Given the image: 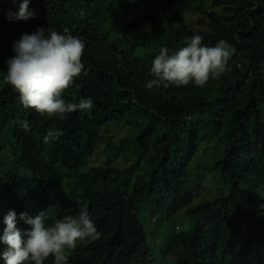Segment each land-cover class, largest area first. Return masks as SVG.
Segmentation results:
<instances>
[{
  "label": "trees",
  "instance_id": "trees-1",
  "mask_svg": "<svg viewBox=\"0 0 264 264\" xmlns=\"http://www.w3.org/2000/svg\"><path fill=\"white\" fill-rule=\"evenodd\" d=\"M21 2L0 0V232L10 210L31 215L33 204L47 210L51 225L87 205L101 238L67 251V264H164L167 257L264 264V0H30L35 18L10 20ZM185 14L203 20L192 28ZM142 24L150 30L127 38ZM37 28H67L84 41L87 75L61 98L78 103L90 97L91 110L48 119L21 105L6 82V61L15 54L14 42ZM195 35L202 46L224 40L234 48L222 76L203 88L148 89L160 50L172 54ZM111 123L136 130L132 149L121 141L109 147L115 156L104 166L87 168L102 128ZM53 129L63 134L46 142ZM216 139L224 147L212 169L221 172L228 193L191 208L197 195L187 169L200 146ZM121 155L129 163L124 169L111 165ZM142 210L153 230L181 211L193 229L171 234L159 258L147 243Z\"/></svg>",
  "mask_w": 264,
  "mask_h": 264
},
{
  "label": "clouds",
  "instance_id": "clouds-1",
  "mask_svg": "<svg viewBox=\"0 0 264 264\" xmlns=\"http://www.w3.org/2000/svg\"><path fill=\"white\" fill-rule=\"evenodd\" d=\"M15 3V0H12ZM30 0H22L17 13L9 12L10 20L33 19L29 10ZM85 44L82 38L74 36L65 28L57 32L52 28H37L31 34H22L13 44L14 56L6 61V82L19 96L23 108L32 109L42 117L64 119L67 114L93 108L89 98L78 103L65 102L61 96L81 74L87 75L82 62ZM234 48L220 40L214 47L202 46V37H191L186 46L170 54L162 48L152 61L148 89L163 87H184L189 83L203 88L210 79H219L227 70V64ZM27 130V122H22ZM60 130H49L46 142L59 139ZM264 208V205H260ZM48 213L41 211L34 217L27 212L17 216L10 210L3 218L0 232V260L3 264H44L53 258V264H67V251L79 244L97 241L101 238L93 223L87 205L75 216L69 215L47 224ZM18 223L26 227L21 229Z\"/></svg>",
  "mask_w": 264,
  "mask_h": 264
},
{
  "label": "rangeland",
  "instance_id": "rangeland-1",
  "mask_svg": "<svg viewBox=\"0 0 264 264\" xmlns=\"http://www.w3.org/2000/svg\"><path fill=\"white\" fill-rule=\"evenodd\" d=\"M188 24L192 28H197L196 22L203 20L202 17L197 15L185 14ZM205 20V19H204ZM149 27L145 24L140 25L136 30L128 33L127 38H133L139 36L140 34L149 31ZM121 40L118 37H113V42L120 44ZM136 130L131 127L111 123L102 128L99 135V143L93 155L88 158L89 167H101L104 166L107 162V158H112L115 156V153H107L109 147H118L121 141H127L130 149H132V137L136 134ZM224 145L218 144V140H214L210 143H205L200 146V149L196 156L191 161L187 169V181L188 186L192 188L194 193L197 195L191 205V208L197 206L203 201L212 200L213 197L219 193L227 194L228 186L224 181L223 175L221 172L212 169L213 165L223 151ZM127 159H130L129 156ZM5 160L10 163V156L5 155ZM132 160L130 161V163ZM111 165L116 166L119 169L126 168L129 163H125L122 155L119 158L111 163ZM31 178V174H25ZM80 191V189H78ZM30 214L35 216L41 211H38L37 208H34L33 204L30 205ZM38 211V212H37ZM166 214V211L159 213L154 217V222L158 221L161 217ZM139 220L144 226V230L147 237L148 245L154 249L158 257L162 254V247L166 244V241L169 239L170 235L173 233H188L193 229V221L186 215L185 211L178 212L176 215H173L171 218L165 219L161 224L156 227V224L152 223L148 218V215L145 210H142ZM258 246L256 245L253 254L250 259L256 256ZM264 257V256H263ZM164 262L166 264H189L184 263L183 261L176 262L173 258H165ZM164 263V264H165ZM254 264V263H253Z\"/></svg>",
  "mask_w": 264,
  "mask_h": 264
}]
</instances>
